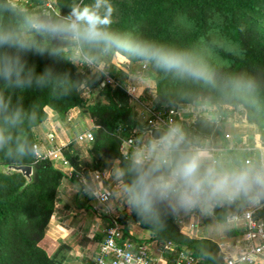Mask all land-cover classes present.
Here are the masks:
<instances>
[{
    "label": "trees",
    "instance_id": "trees-1",
    "mask_svg": "<svg viewBox=\"0 0 264 264\" xmlns=\"http://www.w3.org/2000/svg\"><path fill=\"white\" fill-rule=\"evenodd\" d=\"M54 4L55 14L45 12L43 0H30L24 7H12L6 0H0V32L10 33L30 45L25 50L0 46V56L19 55L26 68L34 69L36 74L50 69L54 77L59 78L47 87L25 90L7 87L0 80V97L6 100L10 109H24V122L14 128L4 125L0 115V127L12 137L9 145L0 150V165L31 167V180L25 186L20 174L0 173V264H59L55 257H49L39 247L54 210L56 190L64 178L50 161L33 155L32 145H38L33 129L45 120V107L60 122L66 119L70 110L80 109L93 124L89 130L93 139L88 149L90 159L86 163L79 162L80 156L71 149L69 142L61 149L62 157L69 165L75 170L83 167L86 174L88 170H99L106 163L115 162L120 185L125 189L130 184L133 161L122 158L119 145L122 139L132 135L143 137L139 130L147 126V120L139 124L133 119L128 96L118 85L100 87L103 73L115 84H120L133 73L132 64L146 63L154 71L149 79L153 82L152 107L155 112H162L167 107L203 106L205 111L218 117L216 128L232 116L233 108H237L243 121L254 126L264 149V0H133L132 6L121 5L120 16L114 23L92 19L83 0H54ZM74 11L77 15H73ZM64 15L81 31L86 23L78 17L84 16L97 22L100 29L124 38L161 41L187 49L211 79L205 82L166 73L152 61L121 49L105 50L103 45L76 35L74 41L64 38L48 41L47 33L29 30L25 23L26 19L54 22ZM70 48H76L80 56L97 65L99 71L89 78L86 73L77 71L64 52ZM85 89L98 91L102 101L85 104L82 98ZM187 125L183 121L181 128L186 139L194 141L199 134L189 130ZM24 140L30 151L21 156L16 151V142ZM186 149L187 143L183 142L173 156L187 152ZM247 156L252 160L253 168H257V156ZM230 158L237 164L236 155ZM244 197L238 198L236 208L243 206ZM158 208L155 217L141 216L131 206L128 213H120L123 238L157 246L169 242L177 252L183 251L200 259V264L220 262L214 242L181 234L172 207L164 202ZM228 209L229 206H223L214 210L218 222H223ZM255 218L264 222V206L255 213ZM103 219L107 223V219ZM128 223L145 231L147 240L133 238L128 232ZM239 233V230L226 229L229 238Z\"/></svg>",
    "mask_w": 264,
    "mask_h": 264
},
{
    "label": "clouds",
    "instance_id": "clouds-1",
    "mask_svg": "<svg viewBox=\"0 0 264 264\" xmlns=\"http://www.w3.org/2000/svg\"><path fill=\"white\" fill-rule=\"evenodd\" d=\"M73 15H77L74 11ZM86 27H65L61 24L26 19L29 30L37 33L57 34L71 31L77 37L97 45H103L105 50L121 49L135 56L152 61L155 66L166 73H174L180 77L209 82L210 76L192 57L189 50L161 41L148 42L121 37L114 32L102 30L98 23L84 16ZM106 21L105 23H109ZM0 46L28 49L27 42L15 38L7 32H0ZM54 77L50 69L36 74L34 69L26 68L19 55L0 56V80L7 87L25 90L32 87L44 88L52 84ZM66 79V77H65ZM0 115L3 124L16 127L24 122V109H10L6 100L0 97ZM185 134L181 127L170 126L166 132L155 141L160 152L155 163L146 165L141 159L133 161L131 166L132 180L125 186L127 203L138 214L145 217L158 215V206L164 202H174L176 206L189 210L202 204H219L231 202L242 195H249L254 186L264 190V170L217 167L206 163L207 156L202 149H193L179 156H173L184 142ZM12 137L0 127V150L6 148ZM16 151L25 155L30 151L27 140L17 141ZM34 154V153H33ZM163 169H167L166 171Z\"/></svg>",
    "mask_w": 264,
    "mask_h": 264
},
{
    "label": "built area",
    "instance_id": "built-area-1",
    "mask_svg": "<svg viewBox=\"0 0 264 264\" xmlns=\"http://www.w3.org/2000/svg\"><path fill=\"white\" fill-rule=\"evenodd\" d=\"M12 7H24L29 4L30 0H6ZM45 12L51 11L55 14L54 8L50 3V0H43ZM79 54V51H78ZM80 55V54H79ZM81 60L85 66L95 69V72L99 71L89 60L81 57ZM142 69L145 66L142 65ZM104 84L117 85L115 82L103 73ZM124 85V84H123ZM118 85L124 93L135 99V87L130 83ZM198 112L200 115L210 121H214L217 124L218 117L212 113L205 111V107H199ZM194 112V113H195ZM152 117V119H150ZM147 126L159 127L167 131L170 126H179L183 122L182 115L176 107H167L162 112H154L149 118H146ZM187 151L193 149H202L206 154L219 153L224 149H217L209 147L203 141H189L186 139ZM225 140H228V136H224ZM51 142V139H49ZM76 142H83L89 145L92 142V135L89 131H83L78 134L75 139ZM148 142L145 143L141 138H136L134 135L127 139H122L119 145V153L125 160L134 161L141 159L145 163L156 162L151 156V153H158L159 150L155 142L151 141L148 136ZM61 145H49L44 147L43 150L38 145H32L33 155L37 159H46L52 163L54 167H64L69 170L68 175L72 170L69 163L62 157ZM235 150L234 146H227L225 150ZM246 153H251L252 149L244 148L242 150ZM211 164H214L213 159L210 160ZM243 166L249 167L253 170H264V163L258 160L257 168H253V162L251 159H243ZM66 174V173H65ZM93 177L97 182L100 181L98 173H93ZM83 192L86 193L91 201L90 208L97 215L104 216L107 219L106 227L103 231L101 240L98 243L97 251L93 258L94 264H200L201 260L195 258L183 251H176V247L169 242H165L160 246H155L152 243L144 242H132L123 238L122 225L119 223V215L113 211L108 203L113 195L112 191L102 186H96L95 188L85 186ZM239 199L231 202H223L219 204L212 203L209 205V209L215 210L223 206H229L223 223L229 229L239 230V234L235 237H230L225 243H218L217 255L220 258L218 264H264V222L255 218V213L261 207L257 204L254 207L248 206V203H243V206L236 208V204ZM231 207V208H230ZM178 227L184 228L187 234H192L195 225L188 222L184 225L182 221H176ZM180 232V231H179ZM181 233V232H180Z\"/></svg>",
    "mask_w": 264,
    "mask_h": 264
},
{
    "label": "crops",
    "instance_id": "crops-1",
    "mask_svg": "<svg viewBox=\"0 0 264 264\" xmlns=\"http://www.w3.org/2000/svg\"><path fill=\"white\" fill-rule=\"evenodd\" d=\"M152 99L154 100V95ZM78 111L79 109L77 108L70 110L68 112L69 117H66V119L69 118L77 124L79 120L75 117L79 113ZM44 112L46 114L45 120L33 129L39 148L43 150L44 147L49 146V144H43V139L45 140L49 134V139H51V141L55 140L57 145L60 143L65 145L68 144V136L64 133V129L61 128V122L56 119V116L49 108L45 107ZM239 118L240 120L228 116L220 123L219 126H225V128L230 129V131L223 130V134L217 136L218 141L215 145H213V143H208L210 144L208 145L209 147L221 150L224 149L219 153L206 154L209 163L210 160L213 159L215 161L213 165H215L217 158L222 156L226 158L222 163L223 167L238 168L237 164L232 163V159L230 158L232 155L242 157V159H249L247 155H256L257 160L264 163V149L260 146L254 126L245 123L241 117ZM86 129L87 130H84H90L88 128ZM46 131L49 132L45 135ZM225 135L228 136V140L224 139ZM200 136L201 135H199L198 138H201ZM203 137L204 136H202V138ZM204 138H206V140L211 139V137ZM146 140L147 138L143 139V141L148 144ZM234 145L236 148L235 150H225L227 146ZM244 148L252 149V152H243L242 150ZM159 155L160 152L151 153V156L156 160ZM108 163H110L108 164L109 166L105 165L99 170H88L86 174L82 171L84 169L83 167H81V170H75L70 165L73 171H71L69 175V170L67 168L56 167L63 173L64 178L61 180L56 190L54 210L47 223L44 236L39 242V247L43 249L49 257H55L59 264H85L86 261L93 262L98 243L106 227V220L103 219L105 217L97 215L91 210V201L88 195L83 192L85 186L91 188L102 186L111 190L113 195L108 206L118 215H120V213L126 214L129 212L127 196L124 188L117 180L118 170L116 163ZM247 168L250 169L249 167ZM95 172L98 173L100 177L99 182L93 177V173ZM168 205L172 207L175 221L180 220L184 225H187L188 222L194 223L195 228L192 234H187L186 230L179 226L181 234L187 237L210 240L207 237H210L209 234H211L210 230L207 228L208 224L225 226L223 222H218L216 220L217 213L214 210L210 211V204H202L189 210L177 208L174 202L168 203ZM255 205V201L254 204H248L250 207H254ZM203 219L206 220L204 223L207 224L202 223ZM225 227L228 228L227 226ZM127 229L129 234L137 240H147L148 238V234L139 229L135 224L128 223Z\"/></svg>",
    "mask_w": 264,
    "mask_h": 264
},
{
    "label": "rangeland",
    "instance_id": "rangeland-1",
    "mask_svg": "<svg viewBox=\"0 0 264 264\" xmlns=\"http://www.w3.org/2000/svg\"><path fill=\"white\" fill-rule=\"evenodd\" d=\"M80 1V0H79ZM132 1L133 0H83V6L85 8V10L88 12L89 16L94 19L95 21L99 22V21H110L112 23L116 22L118 17L120 16V11H121V5L122 4H126L128 6H132ZM50 3L52 4L54 10H57L54 4V0H50ZM50 23H54V24H61L64 25L65 27L71 26L73 27L72 21H70L69 18H67L65 15L61 18H56V20L54 22H50ZM24 34V33H23ZM59 38H64V39H68L70 41H74L75 39V35L71 32V31H66V32H61V33H57V34H50L47 33V40H51V39H59ZM65 54L67 55V57L69 58V60L76 66L77 71H82L84 73H86V77L89 78L93 73H95V69H93L91 67V69L87 66H85V64H83L80 55L78 54V50L76 48H70V49H66L64 50ZM94 65V64H93ZM142 65L145 66V69H142ZM96 68H98L97 65H94ZM133 73L131 75H128L127 77H125L120 84L117 85H123L121 87L125 86V83H130L131 85H134L135 87V99L134 98H130L128 97L129 100V105L132 109V117L135 121H137L139 124H142L143 121L146 118H149V116L151 114H154V109L152 107L153 105V82L149 79V77L151 75L154 74V71L152 68H150L149 66H147L146 63H134L131 65ZM112 86V85H110ZM84 93L82 94V98L84 100L85 104H92L96 101H102V97L98 94V91L96 90H92L89 92L88 89L83 90ZM228 109H230L229 107H227ZM178 111L181 113L182 115V119L184 122H186L187 124H189L192 120V115L194 114L195 111H197L199 108L194 106V105H183V106H178ZM79 113L76 115L75 118H77L79 121L76 124L75 122H73L71 119H65L63 122H61V128L64 129V133H66V135L68 136V140L67 142H70L71 145V149L75 152H77L79 154V162H83L86 163L89 159H90V153L88 151L89 149V145H87L86 143L83 142H76L74 140V138L80 134L84 129L87 130L91 129L93 127L92 122H90V118L84 114L83 112H81V110L79 109L78 111ZM240 111L237 108H233V113L232 116L235 119L240 120ZM67 117H69V115L67 114ZM150 119H152V117H150ZM60 122V121H59ZM220 125V124H219ZM217 125V127L214 129V133L213 135H211V139L206 140V138H194L195 141H203L205 142L207 145H210L213 143V145L216 144L217 140V136H221L223 134V130H228L230 131V129L225 128V126H219ZM84 130V131H85ZM49 131L45 132V135L48 134ZM50 135V134H49ZM49 135H47V137L45 138V140L43 139L45 145H57V143H55V140H52L50 142L49 140ZM213 137V139H212ZM147 135H143V139H146ZM57 141V140H56ZM210 143V144H208ZM59 144V143H58ZM59 145L62 146V148L64 146H66L65 144L60 143ZM235 156V155H234ZM224 157H218L217 158V162L214 166L220 167L222 166V163L224 162ZM237 159V166L238 168L241 169H248L247 167H243L242 162L243 159L242 157L236 156ZM206 163H209V160L207 158ZM108 164L110 163H106V166H109ZM227 168V167H226ZM241 197H244L243 195ZM240 197V198H241ZM167 203H172V202H167ZM249 205L254 204V200H251L248 202ZM177 208L180 209L179 206H177ZM258 211V210H257ZM206 220H202V223H204ZM207 224V223H204ZM210 230V237L207 236L212 242H214L215 244L218 243H225L227 241V239L229 238L226 234V227L222 226V225H215V224H208L207 227ZM206 229V227H205ZM213 234V235H212ZM153 245H155V243H152ZM157 244V243H156ZM157 246V245H155Z\"/></svg>",
    "mask_w": 264,
    "mask_h": 264
},
{
    "label": "water",
    "instance_id": "water-1",
    "mask_svg": "<svg viewBox=\"0 0 264 264\" xmlns=\"http://www.w3.org/2000/svg\"><path fill=\"white\" fill-rule=\"evenodd\" d=\"M104 86V81L100 83V87ZM191 122L187 125L189 130L194 131L195 133L204 136L210 137L215 129V122L210 121L200 115L198 112H195L192 115ZM141 135H147L148 138L155 142L160 139V137L166 132L164 129L159 127H142L139 130ZM0 173L4 175H11L13 173L20 174L24 179V184H28L31 180V167L30 166H20V165H0ZM251 200H254L256 204L260 207L264 206V190L260 189L258 186H254L252 192L243 198V202L247 203ZM85 264H94L92 261H86Z\"/></svg>",
    "mask_w": 264,
    "mask_h": 264
}]
</instances>
